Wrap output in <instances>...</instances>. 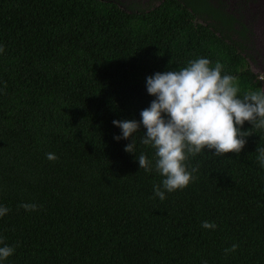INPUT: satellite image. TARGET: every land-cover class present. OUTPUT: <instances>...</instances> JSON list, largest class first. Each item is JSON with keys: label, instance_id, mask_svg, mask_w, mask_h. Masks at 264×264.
<instances>
[{"label": "trees", "instance_id": "trees-1", "mask_svg": "<svg viewBox=\"0 0 264 264\" xmlns=\"http://www.w3.org/2000/svg\"><path fill=\"white\" fill-rule=\"evenodd\" d=\"M237 25L208 0H0V247H15L0 264H264V129L244 123L238 157L189 155L197 179L160 200L163 177L135 159L155 164L143 126L134 157L112 123L140 121L155 99L146 77L201 57L224 65L238 96L264 90Z\"/></svg>", "mask_w": 264, "mask_h": 264}, {"label": "clouds", "instance_id": "clouds-1", "mask_svg": "<svg viewBox=\"0 0 264 264\" xmlns=\"http://www.w3.org/2000/svg\"><path fill=\"white\" fill-rule=\"evenodd\" d=\"M212 64L208 58L201 57L188 61L176 71L156 72L146 77L147 93L155 99L140 112V121H112L121 130V135L114 136V140H130L124 151L134 157L135 134L143 126L141 143L155 149V164L144 154L135 159L139 169L148 173L154 167L163 177L160 185L153 186L160 200L166 198L165 192L183 190L197 179L194 173L198 169L188 164L189 155L195 156L207 149L217 156L232 153L238 157L247 143L246 137L252 135L249 130H241L244 123L264 129V90H250L240 97L235 78L222 75L224 65L218 61ZM256 152L264 167V147L257 146ZM46 158L58 159L54 153H47ZM21 207L36 211L38 205L25 203ZM9 211L8 207L0 206V217ZM202 227L215 230L217 225L203 221ZM3 243L0 238V244ZM238 247L234 243L224 250L225 254L235 252ZM14 251V246L4 244L0 247V261L12 256Z\"/></svg>", "mask_w": 264, "mask_h": 264}, {"label": "flooded vegetation", "instance_id": "flooded-vegetation-1", "mask_svg": "<svg viewBox=\"0 0 264 264\" xmlns=\"http://www.w3.org/2000/svg\"><path fill=\"white\" fill-rule=\"evenodd\" d=\"M125 9H147L157 6L161 0H98ZM217 10L234 16L238 21L236 29L246 30L250 44L258 47L264 44V0H208ZM201 23V21H198ZM257 49V48H256ZM254 63L255 59L248 60Z\"/></svg>", "mask_w": 264, "mask_h": 264}, {"label": "rangeland", "instance_id": "rangeland-1", "mask_svg": "<svg viewBox=\"0 0 264 264\" xmlns=\"http://www.w3.org/2000/svg\"><path fill=\"white\" fill-rule=\"evenodd\" d=\"M257 48V49H256ZM255 49L257 50V54L255 55L254 54V59H255V62L254 63H251V65H249L250 67V70L255 73V74H258V75H261V71L263 70V64H264V58L262 56V50L260 49V47H255ZM259 77V76H258ZM261 78V77H260ZM261 81V79H260ZM263 89V88H262Z\"/></svg>", "mask_w": 264, "mask_h": 264}, {"label": "water", "instance_id": "water-1", "mask_svg": "<svg viewBox=\"0 0 264 264\" xmlns=\"http://www.w3.org/2000/svg\"><path fill=\"white\" fill-rule=\"evenodd\" d=\"M260 47V49L262 50V56H263V58H264V44H262V45H260L259 46ZM263 67H264V64H263ZM264 74V68H263V70L261 71V76Z\"/></svg>", "mask_w": 264, "mask_h": 264}]
</instances>
